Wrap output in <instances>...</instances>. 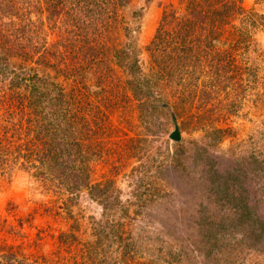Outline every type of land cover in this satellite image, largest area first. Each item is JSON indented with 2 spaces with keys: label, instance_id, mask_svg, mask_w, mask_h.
Masks as SVG:
<instances>
[{
  "label": "rangeland",
  "instance_id": "374dc122",
  "mask_svg": "<svg viewBox=\"0 0 264 264\" xmlns=\"http://www.w3.org/2000/svg\"><path fill=\"white\" fill-rule=\"evenodd\" d=\"M229 1L242 10L220 16L225 22L219 30L210 26L217 17L210 13L211 5H200L208 29L214 28L210 48L171 38L170 45L191 48L194 58L186 71L176 60L175 73L182 75L174 82L169 80L175 73L163 72L167 81L152 88L157 100L131 92L127 68L119 64L132 58L147 72L160 35L183 21L179 17L170 24L171 11L183 13L190 0H90V17L85 0L7 1L12 12L0 13V70L8 69L6 77L0 74V264L7 263V253L21 264H124L123 244L108 245L106 232L99 238L102 226L96 221L102 208L94 195L107 194L114 204L120 200L127 206L129 201V217L121 227L132 256L128 264H264V28L251 23L262 19L264 24V0ZM243 23L248 31L235 43L239 34H233V26ZM21 25L31 30L17 39ZM115 47L126 49L125 60L114 58ZM23 50L32 58L25 60ZM85 51L105 59L110 72L99 74L101 79L88 71L72 78L70 67L82 63ZM22 65L80 95V104L71 105L68 116L81 119H73V134L58 144L54 124L45 120L51 110L58 115L54 107L59 105L49 99L57 90L39 98L35 111L29 90L12 87L15 77L9 73ZM46 83L49 90L42 92L53 88ZM178 89L187 94H176ZM175 127L185 143L181 161L163 166L167 147L176 141L170 137ZM213 128L222 129L218 137L206 134ZM202 145L222 172L245 168L254 181L251 194L257 191L251 202L258 215L251 220L213 216L211 225L198 224V185L185 176L202 165L192 156L202 153L196 148ZM76 155L82 161L75 169ZM95 183H100L98 189H92ZM135 184L148 190L132 204Z\"/></svg>",
  "mask_w": 264,
  "mask_h": 264
},
{
  "label": "trees",
  "instance_id": "16d2710c",
  "mask_svg": "<svg viewBox=\"0 0 264 264\" xmlns=\"http://www.w3.org/2000/svg\"><path fill=\"white\" fill-rule=\"evenodd\" d=\"M7 1L9 0H0V13L2 14H9V12H12L10 10H13L11 8V5L9 6ZM85 6L83 7L86 11L89 17L92 16V9H89L88 6L92 3H90V0H85ZM207 2L211 5L212 7V12H210L212 15L216 14L217 17H212L214 18L215 21L214 23H211L210 26L215 27L216 30H219L221 27V24H223L225 21L220 17L223 14H235L238 11H241V7L237 6L236 3L231 2L229 0H217L215 2L214 0H190V3L187 5V9L183 10V13H180V11L175 8L171 11V21L170 24L173 23L172 21L175 20L176 18L182 17L183 21L176 22L175 24L178 25V29H174L175 31H164V33L161 36L159 42L156 44V47L158 48V53H154L153 59L154 61L152 62L150 69H148L147 72H143L139 65L137 64V61L135 59L129 58L124 61V63H120L119 65L121 67L127 68V73L130 76V82L127 83L128 87L130 88L131 92L134 94H137V92L145 94V98L147 97L149 99H155L157 100V95L154 94L152 88H155L158 84H160L163 80H166L165 76L169 74H174L176 72V67L177 63L176 60L178 61L180 69L183 67L184 71H186V67H188L191 58H194V53L195 51H192L191 48H186L184 45L187 43L192 44L194 41L197 43V45H204V47L210 48L213 46V33L210 32V30L214 28H209L207 23V15L203 12H200V5L202 2ZM14 2V1H13ZM95 2V1H94ZM11 3V1H10ZM53 9H55L56 5H50ZM82 9V11L84 10ZM54 12V11H52ZM202 13V15H201ZM263 16L260 18L264 17ZM216 18V19H215ZM85 18H81L80 21L85 24H89L85 22ZM252 25H255L256 27H262L264 28V24L262 19L259 21L257 20H252L251 21ZM174 24V23H173ZM175 25V26H176ZM31 30L29 27H26L24 25H21L18 27V32L19 35L16 36V38H20L23 35L24 30ZM234 35L239 34L238 38L235 40V43H238L244 39V34L247 33L248 29L245 27V23H243L240 27L234 25ZM219 32V31H218ZM217 32V37H215L216 40L219 39V35ZM212 33V34H211ZM169 34L172 37H169ZM173 34V35H172ZM220 34V33H219ZM169 37V42L165 43V38ZM174 38L175 42L176 41H182L183 44H173L170 45V41ZM9 40V39H8ZM168 47L169 50H166ZM3 47V46H2ZM13 45H10L8 48H12ZM7 48V49H8ZM191 49V50H190ZM90 50V49H89ZM115 51L114 58L115 57H120L125 60L126 57H121L123 54H127L128 52L126 51L125 48H120L117 50V47L113 49ZM164 52L163 55L160 56V53ZM111 51V50H110ZM86 53V58L82 60V63H79L77 61L74 63L70 68H71V77L72 78H77L78 74H83L84 71H88L89 74L91 75L94 74L97 76V79H101L99 74L102 75H107L112 69V67H109L110 65L106 66L103 65V58L98 57L94 52V54H91L89 51H85ZM103 52L106 54L107 51L103 50ZM127 52V53H126ZM193 52V53H192ZM164 55H167V58H164ZM22 56L24 57L25 60L27 58H32V55L27 51L22 52ZM30 56V57H29ZM159 56V58H158ZM198 57V56H197ZM195 59H197L195 57ZM4 60V57L3 59ZM1 61V58H0ZM110 62V60H107ZM5 62V61H4ZM3 62V63H4ZM116 62V61H115ZM172 62V64L170 63ZM102 63V64H101ZM171 65L173 67L171 68ZM0 66H3L0 64ZM169 67V69H167ZM33 69V68H32ZM179 69V68H178ZM34 70V69H33ZM105 70V71H103ZM193 70L195 71V67H193ZM163 72H165V76L163 75ZM221 71L217 70V73H220ZM8 73L7 71H2L0 70V74L2 76H7L6 74ZM9 74H12V77L14 78V82H12V87H20L23 86L25 89L29 90V103L32 104L34 110L38 107H40V104H38V99L45 96L49 92H53L55 89L57 90V94L51 96L49 99L53 98L56 101V104L59 106L54 107V110L56 108V112L58 115H55V112L52 110L50 111L49 115L46 117L45 120H47L48 124H54V131L56 132V138H54V141H56L54 144L60 143V141H63L66 135H72L73 131L71 129V125H75V121L73 119L79 118L81 119V116L78 117V115L72 114L71 118H69L68 114L70 111L71 105L75 104H80V95L79 93H75L72 95L69 91H64L63 87H57V84L52 82L49 78L42 77L41 74L37 73V71H31L29 70L28 67L26 69L22 67L18 71H10ZM177 76L174 79H171L169 81L174 82L178 77H180L182 74L175 73ZM219 79V78H218ZM51 83L53 88L49 86L50 91H43L49 90L48 88H45L47 86V83ZM167 81V80H166ZM192 83L188 84V91L191 90L192 88ZM168 84H164L166 87ZM53 89V90H52ZM179 90V89H178ZM176 91V94L179 93H185V90H179ZM73 91V90H72ZM80 92V91H79ZM162 91H159L161 93ZM189 93V92H188ZM78 94V96H77ZM137 96V95H136ZM162 106L164 105V108H166L165 103H160ZM36 106V107H35ZM173 107L175 106L172 105ZM169 108H171V105H168ZM39 113V111H37ZM78 114V113H77ZM175 114V113H174ZM172 113V111L169 112V120L173 122L175 119V115ZM70 115V114H69ZM178 116V114H177ZM40 122V121H39ZM41 129V127H39ZM208 132L206 134H210L212 137H218L222 131L220 128H213V129H207ZM168 141V140H167ZM76 142V141H75ZM79 143V141L77 140ZM187 142H191L187 140ZM185 145L184 140H176L174 141V144H172V148L167 147L165 158L163 159V166H166L165 164L168 163L169 161H172L171 163H176L180 164L181 158H180V153L182 152L180 148H182ZM174 148V151H173ZM197 149L202 150V153H197L193 154L192 156H197L200 158L202 165H197L196 167V172L192 176L189 175H182L185 176V180H189L191 183H194V181L197 182V188L196 191L198 190V197L197 198V203L195 207L196 209V215L200 216L199 220L201 223H198L199 225H202L203 223L206 225L212 224V218L213 216H219L220 219L223 217H228V218H235V219H241V220H251L252 217L258 215L256 212L257 205L254 206V203L251 202L252 194L256 196L257 191H252L253 189L251 182V178L247 177V173L245 171V168L237 167L234 166L233 173L230 171H224L217 169L213 164L214 162H211L210 157L207 155V149L205 146H199L196 147ZM80 153H83V150L81 147L78 149ZM52 158V157H51ZM81 156L75 157V163L73 164V168H81V164H78L81 162ZM252 158V157H250ZM248 158V159H250ZM255 160L257 159L256 157ZM42 161V158H40ZM244 162L242 161V164ZM85 175L84 170L80 169L78 173H82ZM255 184L257 182L255 181ZM100 183H95L92 189H98ZM103 186V185H102ZM196 187V185H195ZM134 192L131 193V195L134 197L135 200L132 201V204L135 203L136 199H143L144 197V191L146 192L148 190L147 187L142 188L141 185H134L133 187ZM257 189V187H256ZM259 191V189H257ZM106 191V190H105ZM104 191V192H105ZM264 195V192H262ZM109 195V194H107ZM105 195L104 197H101L99 195H94L95 196V201L99 203V205L102 208V217L100 220H97L96 223L97 225H101V234L100 237L104 232H106V237L104 235V238L107 239V244L113 246L114 248H118V246H121L123 244V249L122 253L120 255V258L122 259L121 262H124V264H128L127 262V257L130 256L129 253V244L126 241H123L125 238H127L123 232H125V229H121L123 225V219L129 217L128 215V206H129V201H127V206L122 205L123 203L118 200L117 202L112 203L110 200V197ZM108 197V198H107ZM264 199V198H263ZM262 201V200H260ZM259 201V202H260ZM126 202V201H125ZM121 204V205H120ZM256 214V215H255ZM103 238V237H102ZM103 242V241H102ZM103 248V247H102ZM101 248V249H102ZM9 255H5V257L8 259L6 264H21V261L19 259H15L17 261L16 263L13 262L10 258L12 257V253H7ZM130 260H132V256H130ZM107 262V261H106ZM116 262V258H115ZM132 262V261H131ZM73 264H76V262H73ZM83 264V263H82ZM98 264H105V263H98ZM116 264V263H115Z\"/></svg>",
  "mask_w": 264,
  "mask_h": 264
},
{
  "label": "water",
  "instance_id": "95a60500",
  "mask_svg": "<svg viewBox=\"0 0 264 264\" xmlns=\"http://www.w3.org/2000/svg\"><path fill=\"white\" fill-rule=\"evenodd\" d=\"M170 137L174 140H179L180 136H179V130L177 127L174 128V130L170 133Z\"/></svg>",
  "mask_w": 264,
  "mask_h": 264
}]
</instances>
